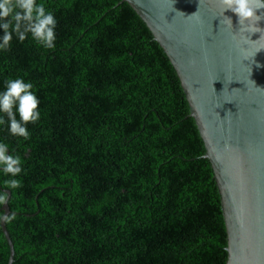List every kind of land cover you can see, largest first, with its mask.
Here are the masks:
<instances>
[{
	"label": "trees",
	"instance_id": "trees-1",
	"mask_svg": "<svg viewBox=\"0 0 264 264\" xmlns=\"http://www.w3.org/2000/svg\"><path fill=\"white\" fill-rule=\"evenodd\" d=\"M38 2L58 20L56 47L14 37L0 52V91L23 77L41 111L28 140L0 126L24 169L8 189L13 264H225L203 140L143 20L121 0ZM9 253L0 225V264Z\"/></svg>",
	"mask_w": 264,
	"mask_h": 264
},
{
	"label": "water",
	"instance_id": "water-1",
	"mask_svg": "<svg viewBox=\"0 0 264 264\" xmlns=\"http://www.w3.org/2000/svg\"><path fill=\"white\" fill-rule=\"evenodd\" d=\"M121 1L143 20L179 78L220 194L225 264H264V50L250 60L264 46V32L240 29L231 11L227 27L219 0ZM258 26L264 29V20ZM0 211L10 213L9 205ZM0 225L13 264L14 245Z\"/></svg>",
	"mask_w": 264,
	"mask_h": 264
},
{
	"label": "clouds",
	"instance_id": "clouds-1",
	"mask_svg": "<svg viewBox=\"0 0 264 264\" xmlns=\"http://www.w3.org/2000/svg\"><path fill=\"white\" fill-rule=\"evenodd\" d=\"M219 4L223 10V22L227 27L233 28L232 18L225 15L231 11L238 17L240 29H255L250 34L264 32L258 26L264 20V14H257L258 10L264 9V0H219ZM57 24L55 14L38 0H0V30L3 32L0 35V52L10 50L14 37L19 42H24L29 36L38 46L52 50L56 47ZM261 50H264V46L256 47L250 60ZM257 67L260 65L257 64ZM253 83L255 84L254 81ZM39 105L40 100L30 81L26 82L23 77L7 79L4 90L0 91V126L7 125L11 136L28 140V124H35L41 119ZM23 170L21 157L12 154L9 145L0 141V173L10 177L2 187L11 190V194L13 189L22 187V181L17 177ZM5 204H10L9 193L0 191V209ZM15 218L16 213L13 211L8 214L0 211L2 222L9 223Z\"/></svg>",
	"mask_w": 264,
	"mask_h": 264
}]
</instances>
